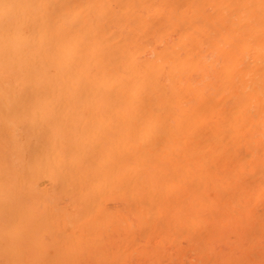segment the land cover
Here are the masks:
<instances>
[{
	"label": "bare ground",
	"instance_id": "6f19581e",
	"mask_svg": "<svg viewBox=\"0 0 264 264\" xmlns=\"http://www.w3.org/2000/svg\"><path fill=\"white\" fill-rule=\"evenodd\" d=\"M202 1L0 0V264H102L114 241L124 261L137 252L124 244L136 243L126 210L149 217L151 228L147 211L164 208L161 222L192 238L193 228L218 227L211 211L237 227L243 202L264 200V131L251 130L253 144L227 141L244 140L249 123L232 134L230 117L241 120L252 103L264 122V26H243L264 10L229 13L245 29L226 51L220 85L207 79L210 94L201 79ZM163 231L154 234L160 242ZM227 256L220 262L241 264Z\"/></svg>",
	"mask_w": 264,
	"mask_h": 264
},
{
	"label": "rangeland",
	"instance_id": "374dc122",
	"mask_svg": "<svg viewBox=\"0 0 264 264\" xmlns=\"http://www.w3.org/2000/svg\"><path fill=\"white\" fill-rule=\"evenodd\" d=\"M210 1V2H209ZM216 1H218L219 2V4H222L221 6L220 5H218V2H216ZM221 1V2H220ZM256 2H254V4H252V2H245V3H243V0H234V2H235V4L233 3V0H203L202 2H201V11H200V15H199V24H198V27H199V32H198V38H199V49H200V54L202 55V58H201V60L203 61V63H202V66L204 65L206 68H210L211 69V73L210 72H208L209 70H206V69H204L205 67L203 66L202 67V70H201V79L202 80H204V82L203 83H205V81H207V79H210V82H212V85L213 84H216V86H215V88L216 87H218L220 84H218L219 83V81H221V78H222V76H220V74H218L220 71V69H219V67H221L222 65H223V63H224V61H227V56H226V51L227 50H229V49H231L232 48V45L234 44V43H236V42H238V41H240V39H238V36L239 37H242V35L241 34H236L235 32H237V33H241V31H240V29L241 30H243V29H245V27H246V25L248 26L249 24H251V23H255V24H252V25H255V26H260V24L261 25H263L264 26V23H262V22H264V16L262 17L261 15H264V12H263V10L264 9H262L261 7H263V5H264V2H262V6H261V3H258V2H260V1H258L257 2V0H255ZM227 2H229V3H227ZM204 3H206L205 5H204ZM226 3H227V5H226ZM232 4H234V5H232ZM237 4V5H236ZM243 4H245V7L246 8H244V5ZM212 5V6H211ZM243 5V6H242ZM254 5V6H253ZM258 7H260L262 10H260V8H257V6ZM222 6H223V8H222ZM231 6H233L232 8L234 9H230L229 10V7H231ZM234 6H237V7H234ZM255 6H256V11H257V14H261L262 12V14L260 15V17L259 18H252V20L251 19H249V20H247V21H245L244 20V23H243V19H241V21L242 22H240L239 21V24L238 23H236V21L238 22V19H240V18H236V16H238L237 15V13H239L240 14V10H244V9H246V11L248 12V13H251V10L253 9V11H252V13H255L256 14V12H254L255 10H254V8H255ZM213 7V8H212ZM225 7H227V8H225ZM248 7V8H247ZM235 8H238V9H240L238 12H237V10L238 9H236V11H235ZM264 8V7H263ZM230 12H229V11ZM241 11V13H243ZM237 12V13H236ZM245 12V11H244ZM208 13H210V15L208 14ZM229 13H234V15L236 14V16L234 17V15H232V17H234V19H232V20H230V16H228V15H230ZM248 13H244V14H248ZM205 15V16H204ZM211 15H212V17H211ZM222 15H224V16H222ZM240 15H243V14H240ZM222 16V17H221ZM262 17V18H261ZM222 19V20H220V19ZM229 18V19H228ZM236 18V19H235ZM258 19H259V21H258ZM251 20V21H250ZM198 21V20H197ZM232 21V22H231ZM257 21V22H256ZM258 22H260V24L258 23ZM231 23H233L234 24V26H233V24H231ZM242 23H243V26L245 25V27H243L242 26ZM258 23V24H257ZM240 25V26H239ZM242 26V27H241ZM241 27V28H240ZM218 31H220L221 32V36L219 35L220 33L218 32ZM223 31H224V33H223ZM235 34H236V36H235ZM227 35V36H226ZM230 35V36H229ZM228 37V38H226V37ZM233 36H235L234 38H233ZM232 37V38H231ZM219 38H221V40H219ZM234 39H235V41H234ZM232 40V41H231ZM259 40H261V39H258L254 44H259ZM224 43H223V42ZM234 41V42H233ZM221 42V43H220ZM260 44H261V42H260ZM219 45V46H218ZM228 46V48H226ZM219 47H221V48H219ZM256 47H258L259 48V46H257L256 45ZM261 47V49L263 50V47L262 46H260ZM221 49H222V51H221ZM236 50H237V48H236ZM260 50V49H259ZM218 55V56H217ZM219 57V58H218ZM219 59V60H218ZM217 60H218V62L219 63H217ZM224 60V61H223ZM221 61H222V63H221ZM212 62H214V63H212ZM205 63V64H204ZM209 63V64H208ZM211 63H212V65H211ZM215 64V65H214ZM218 64H220V65H218ZM207 65H209V66H207ZM210 65L211 66H213V67H210ZM218 65V66H217ZM218 67V68H217ZM212 70H214L213 72H214V77H213V73H212ZM215 71H216V73H215ZM218 72V73H217ZM210 74V75H209ZM219 75V77H221L220 79H219V81H218V83H217V80H218V77H216V75ZM203 77H205L204 79H203ZM207 77V78H206ZM216 77V78H215ZM215 80V81H214ZM209 81H207V84H205V85H209V83H210ZM217 84H218V86H217ZM205 85H203V86H205ZM212 85H209L208 87L206 86L205 88L207 89L206 91H211V92H209L210 94L212 93ZM202 86V85H201ZM214 87V86H213ZM202 88H204V87H202ZM203 90V89H202ZM205 91V90H204ZM203 91V92H204ZM205 91V92H206ZM215 91V90H214ZM213 91V92H214ZM208 93V94H209ZM207 94V92H206V94L205 95H208ZM253 105V106H252ZM257 104H251L249 107H248V110H246V108L245 107H243V108H245V110L247 111H245L244 109H242V112H243V110L246 112V113H248L249 112V110H250V112H252L251 114H250V112L248 113V114H246L245 112V114L244 115H247V116H244L243 115V118H241V120L240 119H236V114L233 116V118L232 117H230L231 118V121L233 120V122H234V120H237L238 122V125L236 126V121H235V125H234V123L233 124H231V125H234V126H231V128H228V130H230V131H236L237 129H239V130H237V131H242L244 128H245V126H246V123L249 125V126H247V128L248 127H250V128H245V132H244V130L242 131V132H244V133H242L241 132V136H243L244 137V140H243V138L241 137V139H240V137L239 138H230V140H227V141H231V143H233V142H239L240 141V143L242 144V143H244L245 142V140H246V142H249V144L251 143V144H253L254 142L251 140L252 139V137L254 138V136H256L257 134H259L260 132H263L264 131V122H262V123H258V119H257V117H258V109H259V106L257 107L256 106ZM243 106H244V104H243ZM255 110V111H254ZM254 113H256V114H254ZM253 114L254 115H256L255 117L253 116ZM222 116V115H221ZM253 117L252 119H251V117ZM224 115L221 117V119L220 120H222V119H224ZM242 117V116H241ZM247 117H249V118H247ZM246 119H248V120H246ZM250 119V120H249ZM257 121H256V120ZM215 120V116L211 119L210 118V121L208 120V122L209 123H212L213 121ZM219 120V122L221 123V124H223L221 121ZM223 121V120H222ZM248 121V122H247ZM251 121H253V123L251 122ZM261 121H264V119L263 120H261ZM257 123L258 124V126H254V123ZM240 123H242V124H240ZM245 123V124H244ZM237 128H236V127ZM239 126V127H238ZM241 126V127H240ZM222 128H223V126H222ZM236 129V130H235ZM258 129V130H257ZM260 129V130H259ZM247 130H248V132H247ZM250 130V131H249ZM254 130L255 131V133H257L256 135H254V136H252L253 134L252 133H254V132H252V131ZM232 132V134H235L236 132H234L233 133ZM252 135H251V134ZM254 133V134H255ZM247 135H249V136H247ZM246 137V138H245ZM251 138V139H250ZM235 139L236 141H233V140ZM249 139V140H248ZM250 140H251V142H250ZM225 141V140H224ZM258 144L260 143V144H264V139H262L260 142H257ZM247 144V143H246ZM248 144V145H249ZM250 201L251 200H246V201H244L243 203H244V205H245V207H244V205L242 206V207H244V209H243V211L242 212H240L239 214H241V213H243L244 212V210L246 209V213H249V211L248 210H250V212H252L253 213V215H252V213L250 214L249 213V215L248 214H242V216H240V215H238L237 214V216H240V217H236V216H234V217H236V218H238L239 220L238 221H240V219H241V226L242 225H244L245 224V226L244 227H241L240 225H238L237 224V227L239 226V228L240 229H238V233H236V231H233V229L234 228H236L237 229V227L236 226H231L228 222H225V223H220V220H224V219H226L227 220V212H225L224 210H222L221 212L220 211H217V213H215L214 214V216H213V213L214 212H216V211H211V215H212V217H208V219H213L214 221L216 220V222L218 221L219 223H220V225H223L222 227H223V229H225L226 227V230H223L222 229V227L219 225V223L217 222V224L216 225H218V227H216L215 225H214V227H215V229H214V227L212 228L211 226L210 227H207V229L205 228V227H201V228H193V230H190V231H188L189 232V234L191 235V237L192 238H190L189 236H187V232H186V230L182 227V229H184V235H183V233H179V228L178 227H176V228H178V230L175 228L174 229V227L170 224V223H166V221L165 220H167V218H163L164 219V222H163V219H162V222H163V224H162V222H161V218L162 217H164L165 215H167L166 213H165V210H164V208L160 211L159 210V212H156V211H154L153 209H151V211L150 210H148L147 211V214H151V215H149L150 216V220L151 221H153L152 223H153V226L154 225H156V226H154V227H149V228H146V227H148V226H146L147 225V221H145L146 219L147 220H149V217H147V218H142V220H139L140 218H138L139 217V215L138 214H136L132 209V211L133 212H131V210L130 211H127L126 209V211H124L125 212V214L128 216V215H130V221H131V224H132V228H133V231L135 232V234L133 233V235H134V238H133V240L135 239L136 241V243H138L139 241V244H136L133 240H132V242H131V244L134 242L135 244L134 245H130V243L129 242H127L128 244H126V242L124 243L125 244V247L127 246V250L129 251L130 250V247L131 248H135L136 249V253H134L135 252V250H134V252L132 251V253H131V255H130V253L129 254H126L127 256V258H125V260L124 261H120L118 258H117V256L115 255V250H116V242L114 241L113 243H111L112 245H111V250H112V253L114 254L112 257H109L106 261H103V262H101L102 264H223L224 262H220L221 260H219L220 258H222L221 256H226V254L227 255H229V256H227V257H232V255H235V256H233V258H235V261H239V259H240V261L239 262H241V264H254V260L255 259H257V261L255 260V262H257V263H259V262H261L262 263V261H263V263L262 264H264V224H261V222L260 221H263L264 222V220H262L263 218H264V216H263V214H261V211H263L262 210V204L261 203H264L261 199H260V201H258V200H252L251 201V203H250ZM258 201V202H257ZM249 204H248V203ZM255 202H256V204H257V206H255ZM114 200H112V199H106L105 201H104V205L105 206H107V208H108V211H111L112 209H113V206H114ZM242 203V204H243ZM251 205L252 206H254V207H251ZM249 207V209H248V207ZM254 208H255V210H254ZM261 209V210H258V209ZM257 209V210H256ZM210 212V211H209ZM209 212H206L207 213V215H208V213ZM223 212V214L225 213V215H221L223 218L221 219V218H219V217H221L220 216V214ZM258 212V213H257ZM152 213H156V215H161V216H159V217H153L152 216ZM162 213V214H161ZM202 213H204L203 215L204 216H207V215H205V211L203 212H201V214ZM220 213V214H219ZM263 213V212H262ZM146 214V215H147ZM136 215V216H135ZM163 215V216H162ZM209 215H210V213H209ZM215 215H216V217L218 218H213V217H215ZM245 215H246V218H247V220H248V217H249V221H251V222H249V224H246V218H245ZM250 215L251 216H253L252 218L250 217ZM255 215H256V217H255ZM225 216V217H224ZM129 217V216H128ZM203 217V216H202ZM243 217V218H242ZM152 218V219H151ZM256 218V219H255ZM258 218V219H257ZM132 219V220H131ZM134 219V220H133ZM159 219V220H158ZM244 219V220H243ZM260 219V220H259ZM158 222H157V221ZM253 220V221H252ZM136 221V222H135ZM168 221V220H167ZM254 221H256L255 222V224H254ZM145 223V228L143 227L144 226V224H141V223ZM245 222V223H244ZM247 222V223H248ZM134 223V224H133ZM135 223H137V224H139V226H135L136 224ZM166 223V226L168 227H164L165 224ZM237 223H239V222H237ZM257 223V224H256ZM161 224V225H160ZM225 224V225H224ZM228 224V225H227ZM134 225V226H133ZM231 226V227H233V229L231 228V227H228V226ZM250 225H251V227H250ZM164 227V229H162L163 227ZM249 226V227H248ZM261 228H263V229H259L260 227ZM155 227H156V229H155ZM225 227V228H224ZM135 228V229H134ZM160 229V231L158 230V229ZM169 228H171L170 230H168ZM181 228V227H180ZM217 228V229H216ZM220 228V229H219ZM241 228H242V230H241ZM244 228V229H243ZM146 229H149L148 231L146 230ZM194 229H196L195 231H194ZM211 229H214L215 230V232H216V234H215V232H213V230H211ZM219 229V230H218ZM231 229V230H230ZM147 232H149V233H147ZM151 230V231H150ZM163 232H165V234L164 235H168V237H166V238H164V239H162V241L160 242V240L158 239L159 237L158 236H155L154 234H156V235H159L160 234V232H161V234L163 235V233H162V231ZM171 230L173 231V235H172V233H171V235H169V232H171ZM217 230V231H216ZM235 230V229H234ZM244 230V231H243ZM137 231V232H136ZM154 231V232H153ZM159 233H158V232ZM169 231V232H168ZM176 231H178L177 232V234H176ZM181 232H182V230H180ZM193 231L195 232L194 234H193ZM219 231V232H218ZM240 231H242V232H240ZM202 232H203V234H202ZM206 232H210L209 234H207ZM224 233L223 234V237H222V234L221 233ZM204 233H206V235L204 234ZM218 233H220L221 234V237H222V239L221 238H218V236H219V234ZM237 235H236V234ZM255 234V236H254V234ZM141 234L142 235H144L143 237L145 238V240L146 241H148V242H146L145 243V241H144V239H142L143 237H141ZM215 234V235H214ZM239 234H240V236H241V239L239 238ZM247 234V235H246ZM258 234V235H257ZM151 235V236H150ZM181 235H183L182 237H181ZM201 235H203V238H202V236ZM211 235V236H210ZM136 236V237H135ZM159 236H161V235H159ZM171 236H173V237H171ZM185 236V237H184ZM201 238H199V237ZM209 236H210V238H209ZM212 236H215L214 238L212 237ZM253 236V237H252ZM154 237H156V238H154ZM187 237V238H186ZM198 237V238H197ZM205 237V238H204ZM212 237V238H211ZM217 237V238H216ZM238 237V238H237ZM246 239H245V238ZM251 237V238H250ZM162 238V237H161ZM168 238H170V240H167ZM237 238V239H236ZM254 238H256V239H253ZM159 240L158 242H157V240ZM166 239V240H165ZM202 239H204V240H202ZM245 239V240H244ZM259 239V240H258ZM262 239V240H261ZM164 240V241H163ZM173 240V241H172ZM175 240V241H174ZM201 240V241H200ZM210 240V241H209ZM238 240V241H237ZM244 240V241H243ZM249 240V241H248ZM138 241V242H137ZM142 241V242H141ZM154 241H156V242H154ZM240 241V242H239ZM245 242V243H243V242ZM248 241V242H247ZM167 242H170V243H167ZM172 242V243H171ZM202 242H203V244H202ZM235 242V243H234ZM240 243V245H241V247H240V245L237 247L236 246V244H239ZM254 242V243H253ZM261 242V243H260ZM159 243V244H158ZM204 243H205V245H207V246H205L204 245ZM106 244H108V243H106ZM233 244V245H232ZM261 244H263V245H261ZM246 245V246H245ZM145 246V247H144ZM204 246V247H203ZM234 246H235V248H234ZM255 246V247H254ZM108 247V246H107ZM129 247V248H128ZM139 247H140V250L142 251V252H140V250H138L139 249ZM148 248V249H145V248ZM205 247H209L208 249L209 250H211V252H209L207 249H205ZM246 247H248V248H246ZM254 247V248H253ZM142 248V249H141ZM144 248V249H143ZM205 249L206 251H203V250H201V249ZM246 248V249H245ZM261 248V249H260ZM150 249V250H149ZM212 249H213V251L215 250V252H212ZM257 249V250H256ZM133 250V249H132ZM144 250V251H143ZM201 251V252H198V251ZM220 250V251H219ZM247 250H249V251H247ZM263 250V251H262ZM147 251H150V252H152L153 253V255H155V256H153V255H150L149 254V252H147ZM247 251V252H246ZM260 251V252H259ZM144 252H145V254H144ZM219 252V253H218ZM221 252V253H220ZM249 252V253H248ZM53 253H54V251L52 250V249H50L49 250V255H53ZM148 253V254H147ZM155 253V254H154ZM213 253V254H212ZM234 253V254H233ZM236 253V254H235ZM247 253V254H246ZM205 254H207V255H205ZM216 254H218V256L216 255ZM222 254V255H221ZM251 254V255H250ZM125 255V254H124ZM144 255V256H143ZM148 255V256H147ZM221 255V256H220ZM130 256V257H129ZM152 256V257H151ZM237 257V258H236ZM261 257V258H260ZM239 258V259H238ZM244 258V259H243ZM259 258H260V260H259ZM155 259V260H154ZM234 261V262H235ZM259 261V262H258ZM236 263V262H235ZM261 263H259V264H261ZM236 264H238V262L236 263ZM240 264V263H239Z\"/></svg>",
	"mask_w": 264,
	"mask_h": 264
}]
</instances>
